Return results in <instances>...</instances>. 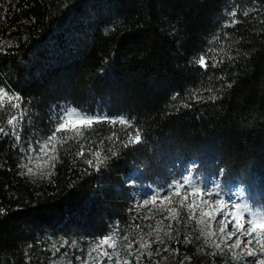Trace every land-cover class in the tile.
Wrapping results in <instances>:
<instances>
[{
    "label": "trees",
    "instance_id": "trees-1",
    "mask_svg": "<svg viewBox=\"0 0 264 264\" xmlns=\"http://www.w3.org/2000/svg\"><path fill=\"white\" fill-rule=\"evenodd\" d=\"M234 8L238 22L224 25ZM0 40L12 45L0 52V86L24 111L20 141L0 136V264H56L114 231L119 264H237L206 245L202 198L187 200V184L177 197L174 183L215 182L223 196L234 188L241 204L264 208V0H0ZM203 55L207 67L196 63ZM63 106L131 126L57 133L68 139L50 179L20 175L36 155L21 149L51 134ZM137 132L140 142L125 147ZM96 152L107 158L99 171L87 163ZM149 188L166 205L142 206L138 192ZM179 201L200 206L195 219ZM128 242L153 255L137 261Z\"/></svg>",
    "mask_w": 264,
    "mask_h": 264
},
{
    "label": "snow or ice",
    "instance_id": "snow-or-ice-1",
    "mask_svg": "<svg viewBox=\"0 0 264 264\" xmlns=\"http://www.w3.org/2000/svg\"><path fill=\"white\" fill-rule=\"evenodd\" d=\"M244 16L249 15V10H244L242 13ZM230 19V24L228 26L234 25L238 21L235 19L237 16V11L234 8L231 12L227 14ZM11 42H5L0 40V52L5 50V47H11ZM196 63L200 64L201 66L207 67V61L205 60L204 56L199 57V59L196 61ZM175 99V97H173ZM21 102L22 97L14 91H12L10 88H5L4 86H0V113L10 111L12 109L17 110L19 115H11L7 119V126L4 124H0V136H8L12 135L15 137L16 141H20V135L18 132L19 127L21 126V121L24 116V111L21 110ZM107 121L112 124L119 123L121 125L131 126V122L129 119L121 116L118 118H109L107 116H89L86 113H82L76 108H73L71 106H63L61 108L60 113H58V119L56 120L55 127L53 128L51 134L45 138L43 141L37 140L36 146H33L29 142V148L28 149H21L25 152H35V156L28 155L26 158L29 161V164H33V166H29V164L21 163L18 167L22 169L20 172V175H26L29 177L36 176L38 174L37 169L40 170V172L44 171V166L51 164L52 168H55L56 162L59 161V153L57 151V145H61L63 143L67 142L68 137H66L64 140H59L57 137V133L60 132H72L74 134V137H81L83 135V129L85 128H91L94 123H99L101 121ZM140 135L137 132L136 135L130 136L128 143L125 144V147L128 146V144L131 143H138L140 142ZM51 153V154H50ZM82 151L78 152L77 155H82ZM97 158V163L93 164L92 160H88L87 163L90 166H93L96 168L97 171H99V165L104 162L106 157L101 158L100 153L96 152L93 154ZM51 172H47L44 174V179H50ZM184 184H187L191 191L194 194H201L202 189L200 187H197L195 182L190 177H184L182 182H175L174 187L176 189V196H180V189L183 187ZM205 195L211 196L213 193L211 190H207L204 192ZM218 194V193H217ZM156 196H152L150 200H145L143 202L144 206H147L149 203L155 205L156 203ZM179 206L185 208L188 211V219L193 220L195 219V209L196 207H200L195 204H183L182 201H179ZM201 204H208V201H202ZM216 204L219 205V208L215 212H205L203 207H200V214L201 216H211L213 219L217 214L221 215V220L218 221L219 223L223 224L224 220H227L231 218V221H234L233 227L237 229L239 232V236L235 239L234 244L228 245L229 251L231 252L233 260H240L245 255L247 257L252 258L249 261H246V264H264V208L260 209H254L248 204H239V203H233L231 207L227 202H224L221 198L220 200L216 201ZM173 213H176V208L173 207L171 211L169 212L168 219H176V217L173 215ZM247 215L248 216V228L245 230L244 223H242L243 217ZM230 221V222H231ZM179 222V221H178ZM198 226L200 227L201 235H207V236H214L215 233L208 232L205 233L203 230L204 221L203 220H197L196 221ZM170 227V225H169ZM157 233H159V222L156 229ZM151 234V233H150ZM221 236H224L225 234L231 238L235 233L233 232H227V224H224L223 227L220 229ZM240 237H249L247 240V245H252L253 241H255V244L259 247L260 251L257 252L251 247H245V249L242 251L240 256H237L235 251H232V249H239L241 247V244L243 241L240 239ZM124 240H127V236L123 237ZM169 239H173V237L169 236ZM199 239V237H197ZM117 240L118 235L117 231H114L113 233H110L109 235L101 238L99 240V243L91 248V251L88 253V256L93 259H100L101 262L103 258H107L109 261L113 259V257L116 258L117 264H119V253L116 252L117 248ZM155 243H163V240L160 238V236L157 234ZM62 243H67V241H63ZM132 243L128 242L124 247L128 250L129 255H134L136 260L139 261L141 256H148L151 257L153 253L151 251H145L141 252L139 249H147L148 247V241L145 240L143 237L139 241H136L135 243L139 244V249H137L136 252H132ZM184 243H192V240L190 237H185ZM207 243V241H205ZM73 246H75V241H73ZM55 247V246H53ZM215 247L217 250H221L220 244H215ZM107 249H112V252H109ZM58 250V249H57ZM167 250V249H166ZM202 251L203 249H199ZM222 251V250H221ZM93 253H96V256H93ZM157 254L159 252L157 251ZM210 255H216L215 252L209 253ZM79 260L80 258L77 257ZM185 259L190 260V257H185ZM84 264H87V261L84 262ZM124 264H131V261L125 260Z\"/></svg>",
    "mask_w": 264,
    "mask_h": 264
},
{
    "label": "rangeland",
    "instance_id": "rangeland-1",
    "mask_svg": "<svg viewBox=\"0 0 264 264\" xmlns=\"http://www.w3.org/2000/svg\"><path fill=\"white\" fill-rule=\"evenodd\" d=\"M230 17L226 14L225 18H224V25H228L230 23ZM205 57V60L207 61L208 57L207 55H203ZM198 60V59H197ZM35 156V154H34ZM29 166H33V164H30ZM51 164L45 165L44 166V171L40 172L39 169H37L38 174L36 175L37 177H43L45 173L47 172H51ZM197 187H200L202 189L201 194L197 195L194 194L191 189H184L183 193H184V197L191 201H198L200 198H202V201H208V204H203L202 207L204 209L205 212H215L217 211V209L219 208V205L216 204L217 200H220L221 198L223 199L224 202H227L229 204V206L231 207V205L233 203H239L241 204V198L238 195V193L235 191L237 189L233 188V191L230 193V195L228 197H225L222 195L221 191V186L215 182L209 183L206 186H202V184L200 182H198L196 184ZM207 190H211L212 191V195H205L204 192ZM218 193V194H217ZM152 196H156V206H164L166 205V203L168 202V195L164 194V195H157V192L153 189H147L146 191H139L138 192V201L139 203L143 205V202L145 200H150ZM151 204V203H149ZM148 204V205H149ZM200 220L204 221V232L208 233V232H213L215 233L214 236H207L204 235L205 241H207L206 245L209 247H213V249H216L215 244H220L221 246V250L222 251H227L229 253H231L229 251V248L227 247L228 245H232L235 242V239L237 238V236H239V232L237 231L236 228L233 227V223L234 221H231V218L224 220L223 224L219 223L218 221L221 220V215L217 214L215 216V218L213 219V217L211 216H201L199 217ZM248 216L245 215L242 219V223H244L245 226V230L248 228ZM231 221V222H230ZM224 224H227V232H233L235 233V235H233L231 238H229L226 234L224 236H221L220 234V229L221 227L224 226ZM240 239L243 241V243L241 244V247L239 249H232V251H235L237 256H240L242 251L245 249V247H251L254 250H256L257 252L260 251L259 247L255 244V241H253L252 245H247V240L249 239V237H240ZM99 242L97 240H93L91 242L90 247L87 249V251L84 252L81 249H77L76 253L72 254L71 257H62L56 264H84L85 261H87V264H100V259H93L91 257L88 256V253L91 251V248L96 246ZM220 250V251H221ZM93 256H96V253H93ZM77 257H79L80 259L78 260ZM252 258L247 257L246 255L240 259V260H236L237 264H246V261L251 260Z\"/></svg>",
    "mask_w": 264,
    "mask_h": 264
}]
</instances>
